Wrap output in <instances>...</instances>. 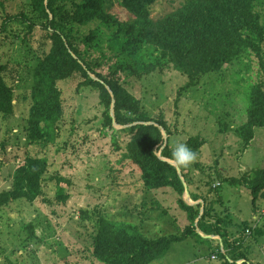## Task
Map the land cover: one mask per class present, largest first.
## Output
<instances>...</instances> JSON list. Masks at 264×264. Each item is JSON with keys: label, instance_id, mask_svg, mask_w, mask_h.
I'll list each match as a JSON object with an SVG mask.
<instances>
[{"label": "rangeland", "instance_id": "1", "mask_svg": "<svg viewBox=\"0 0 264 264\" xmlns=\"http://www.w3.org/2000/svg\"><path fill=\"white\" fill-rule=\"evenodd\" d=\"M189 1L157 0L150 18L165 20ZM38 2L0 0V66L14 95L13 116L0 112V193L11 189L17 169L30 156L47 163L35 199L0 207V264H107L94 254L101 217L117 226L132 224L150 241L180 238L152 264H264V199L227 184L264 170V128L253 129L251 140L238 135L248 122L251 90L264 95V0L256 8L260 47L247 49L218 71L193 79L172 67L143 77L121 74L122 86L136 98L145 121L127 113L131 122L118 125L113 108L101 105L96 90L79 88L81 78L60 82L63 117L49 142L34 135L29 123L35 69L51 49L36 12ZM106 2L110 22L74 27L81 38L96 33L93 49L83 56L104 72L119 45L114 38L121 40V34L115 37L119 26L134 21L118 0ZM138 57L150 63L141 50ZM139 125L159 129L162 150L155 154L176 170L182 201L198 212L193 223L172 190L148 188L139 167L128 159L129 129ZM192 138L203 142L197 161L180 168L171 159L172 150ZM165 148L169 156L163 155Z\"/></svg>", "mask_w": 264, "mask_h": 264}, {"label": "trees", "instance_id": "2", "mask_svg": "<svg viewBox=\"0 0 264 264\" xmlns=\"http://www.w3.org/2000/svg\"><path fill=\"white\" fill-rule=\"evenodd\" d=\"M118 1L134 21L119 26L115 37L121 34V40L114 38L119 45L112 49L113 59L104 72L99 63L94 69L83 56L88 48L93 49L96 33L81 38L74 27L94 21L110 22L112 18L105 10L106 0H39L36 12L51 42L48 55L39 59L31 91L33 105L29 123L39 139L49 142L55 125L63 117L58 89L60 82L81 78L79 88L96 90L101 105L106 109L113 108L116 124L125 125L131 122L127 113L134 115L137 121L147 118L139 110L136 98L122 86L126 81L120 78L122 73L143 77L172 67L193 79L218 71L231 60L242 57L247 49H258L262 42L257 38L261 26L260 15L256 12L262 0H190L172 16L159 22L150 18L151 7L157 0ZM112 25L117 28L119 24L113 22ZM139 50L150 63L140 62ZM141 69L143 72H139ZM4 73L5 67L0 66V112L11 117L14 95ZM107 118L112 121L110 116ZM255 128H264V95L259 89L251 90L248 122L238 129V135H248L247 139L251 140ZM129 130L132 136L128 159L139 167L147 187L172 190L193 223L198 212L182 201L184 188L176 170L155 154V148L163 142L159 129L139 125ZM187 144L196 152L203 142L200 138H192ZM163 155L169 156L167 148ZM46 165L45 160L30 156L28 164L17 169L11 189L0 193V207L23 198L35 199L40 192ZM227 184L249 189L255 200L264 199V170H256L240 179H229ZM96 225L94 254L107 264H152L162 259L173 243L180 241L178 237L150 241L136 226H117L102 217Z\"/></svg>", "mask_w": 264, "mask_h": 264}, {"label": "clouds", "instance_id": "3", "mask_svg": "<svg viewBox=\"0 0 264 264\" xmlns=\"http://www.w3.org/2000/svg\"><path fill=\"white\" fill-rule=\"evenodd\" d=\"M161 150L162 146L160 144L155 151L157 156ZM171 159L176 166L180 168H188L197 161V153L188 146L186 141L178 142L172 150Z\"/></svg>", "mask_w": 264, "mask_h": 264}, {"label": "built area", "instance_id": "4", "mask_svg": "<svg viewBox=\"0 0 264 264\" xmlns=\"http://www.w3.org/2000/svg\"><path fill=\"white\" fill-rule=\"evenodd\" d=\"M248 233V232H247Z\"/></svg>", "mask_w": 264, "mask_h": 264}]
</instances>
